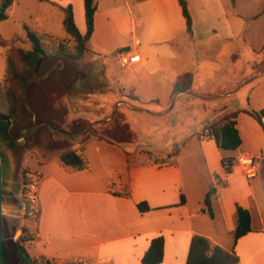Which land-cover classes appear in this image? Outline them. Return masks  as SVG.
Listing matches in <instances>:
<instances>
[{"label":"crops","instance_id":"1","mask_svg":"<svg viewBox=\"0 0 264 264\" xmlns=\"http://www.w3.org/2000/svg\"><path fill=\"white\" fill-rule=\"evenodd\" d=\"M38 2L34 24L41 32L31 30L53 39L69 38L63 10L71 7L78 31L85 34L84 0ZM16 4L17 0L8 19L1 21L0 26L12 20ZM27 17L17 23L27 25L32 15ZM55 20L64 30L62 36L52 32ZM183 30H186V22L177 0H96L89 46L94 54L93 49L99 53L128 49L138 52L140 63L127 68L132 69L136 79H142L144 86L152 88L159 78L172 79L173 76L170 78L163 73L160 63L179 58V43L171 44L168 39L174 41ZM126 33L128 40L123 38ZM0 35L3 34L0 32ZM136 40L138 45H134ZM185 72L189 71L182 73ZM180 74H176L174 82ZM237 83L233 80L226 82V88L198 92L195 97L198 103L211 109L204 115V128L222 115L224 108H215L216 100L226 102L233 93L229 88ZM124 86L132 96L118 98L123 100L119 102L126 105V99L136 101L134 107L139 109H128V112H136L138 116L156 115L140 105L143 102L158 103L155 94L144 96L138 90V84L131 82ZM183 94L189 95L178 93L174 98ZM109 99L112 97L104 98ZM237 129L242 143L235 151L220 150L213 139L199 134L193 147L184 149L185 142L175 152H165L168 158H149L145 164L136 159L142 151L154 156L149 151L127 149L132 145L95 137L87 144L73 146L87 164L80 171L68 172L60 166L57 159L60 153L41 159L26 155L25 168L39 180L38 215L36 220L25 219L18 192L11 188L8 192L3 191V201L7 199L17 212L15 219L10 221L19 224L10 234L12 242H17L13 240L17 232L21 234L25 230L24 235L29 241L20 245L26 249L24 253L28 260L44 258L65 264H142L151 241L161 236L164 246L160 264H186L190 242L195 235L207 238L211 246L231 247L235 211L239 206L250 214L251 231L235 243L238 264H264V131L246 113L238 115ZM243 154L259 160L254 179H247L235 163V157ZM224 157L233 158L229 173L221 165ZM211 184L216 188L211 197L212 216L204 204ZM126 187L130 190L129 197L119 194ZM142 202L147 203L149 211L141 213L138 210L137 205Z\"/></svg>","mask_w":264,"mask_h":264},{"label":"rangeland","instance_id":"2","mask_svg":"<svg viewBox=\"0 0 264 264\" xmlns=\"http://www.w3.org/2000/svg\"><path fill=\"white\" fill-rule=\"evenodd\" d=\"M186 1L192 18V34L183 30L174 41L168 39L171 44L179 43L181 53H178L180 56L177 60H165L160 63L163 73L166 72L170 78L173 76L171 80L159 78L157 82H153L152 88L144 86L142 79L134 77L131 68H121L116 64L115 55L118 50L99 53L93 49L94 56H84L80 61H43L32 78L36 80H33L35 83L29 90V102L33 110L30 109L26 97V106L33 116V122H36V119L43 122L52 121L61 130L70 132L90 122L92 124L104 121L106 117H111L116 103L123 101L118 98L132 96L124 85L128 82L138 84V90L144 96L155 94L159 99L158 103L140 104L143 108H148L147 112L156 115L138 116L136 112H128V109H139L134 107L136 101L126 99V105H121L117 110L119 116L116 122L128 125L135 135V142L131 143V147L127 146V149L140 148L154 155L142 151L136 162L139 160L140 164H145L149 158L165 159V152L171 154L185 142L184 149L197 143L198 135L204 130V115L211 111L195 98L203 89H223L226 88V82L235 80L238 83L229 88V91L233 90L230 98L226 102L216 100L215 108L223 107L222 114L238 110L264 109V0H236L235 3L231 0ZM38 5V0H17L12 20L0 26V32L3 34L1 36L12 42L15 48L30 49L23 23H17L18 20H24L31 14L32 20L26 24L30 29L41 32L34 24L39 11ZM52 26L53 34L62 36L64 30L61 24L55 20ZM125 37L128 40L127 33L123 38ZM52 42L53 38L48 36L47 45L50 46ZM5 68L3 50L0 47V87L4 84ZM184 71L193 75L192 92L176 99L175 96L171 98L174 78L176 74ZM45 75L47 76L44 77ZM51 96L54 99L49 101ZM105 97L112 99L104 100ZM41 127L32 137L27 139L28 135L21 144L16 143L18 147L0 140V154L1 151L4 154V157L1 156L3 191L14 189L19 194L20 202L22 174H32L23 164L25 156L41 159L62 152L58 148L48 147L50 129L44 125ZM16 129L18 130V127ZM54 138L69 144L64 135H56ZM74 142L77 145V141ZM18 153L19 166L14 158ZM15 215V206L9 205L7 199H4V241L6 246L12 244L11 250L6 251V256L12 260L18 250L10 235L19 226L18 223L10 222L15 219ZM23 217L28 219L25 215ZM20 244L18 240V246L22 247ZM23 252H26L25 248Z\"/></svg>","mask_w":264,"mask_h":264},{"label":"trees","instance_id":"3","mask_svg":"<svg viewBox=\"0 0 264 264\" xmlns=\"http://www.w3.org/2000/svg\"><path fill=\"white\" fill-rule=\"evenodd\" d=\"M15 0H0V22L8 19L9 11ZM43 1V0H40ZM235 3L236 0H231ZM183 18L186 22V31L188 34H192V18L188 9L186 0H177ZM96 11V0H84V18L86 32L84 35L80 34L78 28L75 25L74 17L71 7H67L64 12V27L69 34L67 39H53L52 44L49 46L46 43L47 35L38 34L31 30L27 25H24L26 40L30 43V49L24 50L21 48H15L12 42L4 39L0 35V47L3 50V57L5 61V77L4 84L0 87V116L14 120V126L11 130L13 137L19 136L24 130L30 129L35 123L42 120L36 119L33 122V116L27 109L25 92L26 84L29 79L35 77V73L38 71L43 61H56L58 59L80 61L84 56H93L89 46V40L93 32L94 14ZM35 82H31L28 86L27 100L30 109L33 108L29 102V90ZM193 85V75L191 72H185L176 78L171 98L178 93H191ZM69 87V86H67ZM66 87V88H67ZM54 99L53 96L48 98ZM51 103V102H50ZM240 113H246L252 117L258 125L264 131V109L259 111L255 110H238L234 112H228L220 115V117L205 126L202 134L206 131L207 138L213 139L217 148L224 151H235L242 143L241 137L237 129V118ZM66 111L64 114V120ZM118 111L115 113L114 118L110 122L100 121L96 123L91 130L86 134L83 133L88 130L91 125L87 123L84 127L70 132L61 130L54 122L50 121L54 128L44 125L49 128V145L52 149L58 148L62 152L58 155V163L68 172L80 171L87 167L86 162L82 156L78 153L77 149H74V141H77L78 145H84L92 140L95 136L98 140H105L116 144H131L134 143L136 138L134 133L130 130L125 123L118 124L117 117ZM110 116L106 117V119ZM43 126V125H42ZM18 127V130L16 129ZM40 128L38 127L28 137H32ZM63 131V132H60ZM56 135H64L69 140V144L66 141L55 139ZM0 140L9 142L10 145L18 147L16 143L11 141L6 135V122L0 121ZM61 142V144H59ZM1 156L4 157L1 151ZM17 166H19L20 154L15 157ZM233 163V158L224 157L221 159V165L226 173L230 172V168ZM27 173L23 172L22 176L26 177ZM224 184V183H220ZM216 188L214 185H210V189L207 192L204 204L205 210L210 216L211 213V197L215 194ZM119 194L125 197L130 196L129 187ZM183 201V199H182ZM138 210L141 213L150 210L146 202L139 203L137 205ZM235 228L231 232L232 245L229 249H224L219 246H211L210 241L202 236L195 235L191 239L189 251L187 255L186 264H238L239 259L234 251L236 241L248 234L251 231L250 227V214L247 210L236 206L235 211ZM19 237V242L26 243L29 241L28 237L24 235ZM18 243V241H17ZM11 243L8 246L5 245V252L10 249ZM18 246V245H17ZM163 246L164 240L161 236L154 238L150 246L143 256L142 264H160L163 260ZM23 252V248L19 250Z\"/></svg>","mask_w":264,"mask_h":264},{"label":"built area","instance_id":"4","mask_svg":"<svg viewBox=\"0 0 264 264\" xmlns=\"http://www.w3.org/2000/svg\"><path fill=\"white\" fill-rule=\"evenodd\" d=\"M139 41L136 40L134 45H138ZM115 60L118 65L122 68L131 67L140 63V55L138 52L132 49L120 51L115 55ZM207 132H204L206 136ZM235 163L240 168L241 172L247 179H254L259 170V160L257 157L252 155H239L235 158ZM38 178L32 174L22 177L21 185V199L24 205V215L30 220H36L38 215ZM19 232L13 236L14 241H18ZM30 264H65V263H56L49 259L44 258H31ZM85 264V263H82Z\"/></svg>","mask_w":264,"mask_h":264},{"label":"water","instance_id":"5","mask_svg":"<svg viewBox=\"0 0 264 264\" xmlns=\"http://www.w3.org/2000/svg\"><path fill=\"white\" fill-rule=\"evenodd\" d=\"M46 76L47 75H45L44 77H46ZM33 80H36V79H29L27 81L26 88L29 85V83ZM26 97H27V90L25 93V99H26ZM121 104H123V103L119 102L115 105V108H114V111H113L111 117L104 120V122H110L114 118L115 113L117 112V110ZM0 121L6 122V135H7V137L11 141H13L14 143H18V144H21L28 135L33 133L38 127H40L42 125L46 124L49 127L54 128L52 123L42 121V122L35 123L30 129L24 130L19 136L12 137L11 136V128L13 126V120L0 116ZM98 122H100V121H96V122L92 123L87 131H85L83 133L78 132V134H86ZM60 132H63V131H60ZM2 205H3V175H2V162H1V154H0V264H7V259H6V255H5V249H4V217H3Z\"/></svg>","mask_w":264,"mask_h":264},{"label":"flooded vegetation","instance_id":"6","mask_svg":"<svg viewBox=\"0 0 264 264\" xmlns=\"http://www.w3.org/2000/svg\"><path fill=\"white\" fill-rule=\"evenodd\" d=\"M15 245L17 246L18 243L16 242ZM4 249H5V241H4ZM17 249L18 250L15 254L14 260L6 256L7 264H30V260H28L27 257L24 254H21V252L19 251L20 250L19 246H17ZM5 255H6V252H5Z\"/></svg>","mask_w":264,"mask_h":264}]
</instances>
